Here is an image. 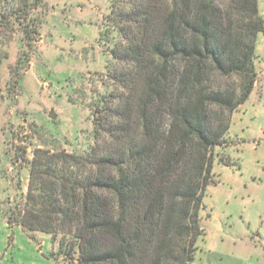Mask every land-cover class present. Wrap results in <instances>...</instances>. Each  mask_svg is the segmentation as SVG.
<instances>
[{
    "label": "trees",
    "instance_id": "16d2710c",
    "mask_svg": "<svg viewBox=\"0 0 264 264\" xmlns=\"http://www.w3.org/2000/svg\"><path fill=\"white\" fill-rule=\"evenodd\" d=\"M134 2L108 16L117 37L102 38L112 65L90 141L66 154L34 148L35 185L6 216L75 264L194 260L214 162L232 163L220 149L256 82L257 0ZM41 4L0 0V25L28 37Z\"/></svg>",
    "mask_w": 264,
    "mask_h": 264
},
{
    "label": "rangeland",
    "instance_id": "374dc122",
    "mask_svg": "<svg viewBox=\"0 0 264 264\" xmlns=\"http://www.w3.org/2000/svg\"><path fill=\"white\" fill-rule=\"evenodd\" d=\"M134 1L42 0L28 37L0 25V264H75L55 255L48 235L9 226L6 216L35 185L34 148L66 154L90 141V108L112 65L102 38L117 37L108 16ZM257 2L264 19V0ZM254 52V88L232 113L220 149L232 163L214 162L201 211L204 238L189 264H264V32Z\"/></svg>",
    "mask_w": 264,
    "mask_h": 264
},
{
    "label": "water",
    "instance_id": "95a60500",
    "mask_svg": "<svg viewBox=\"0 0 264 264\" xmlns=\"http://www.w3.org/2000/svg\"><path fill=\"white\" fill-rule=\"evenodd\" d=\"M48 116H49L50 118H53V117H54V112H53V110H51V111L49 112Z\"/></svg>",
    "mask_w": 264,
    "mask_h": 264
}]
</instances>
